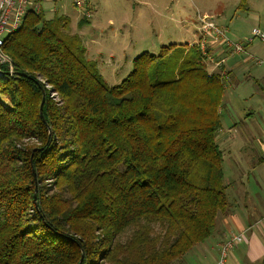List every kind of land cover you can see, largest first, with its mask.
Wrapping results in <instances>:
<instances>
[{
  "label": "trees",
  "instance_id": "1",
  "mask_svg": "<svg viewBox=\"0 0 264 264\" xmlns=\"http://www.w3.org/2000/svg\"><path fill=\"white\" fill-rule=\"evenodd\" d=\"M68 21L29 8L4 38L0 264H174L230 207L216 141L228 73L197 43L173 79L164 47L111 86Z\"/></svg>",
  "mask_w": 264,
  "mask_h": 264
},
{
  "label": "rangeland",
  "instance_id": "2",
  "mask_svg": "<svg viewBox=\"0 0 264 264\" xmlns=\"http://www.w3.org/2000/svg\"><path fill=\"white\" fill-rule=\"evenodd\" d=\"M88 1L92 16L83 23H80L82 16L73 7L72 0L45 1L41 3V8L46 17H68L69 32L79 36L86 58L96 63L103 79L111 86L118 84L131 72L135 57L143 53L158 55L164 47L170 48L161 59L159 70L163 71L165 79H173L185 52L200 41L202 16L218 27L225 28L231 40H244L251 36L252 28L263 30L264 33V0ZM253 43L263 45L257 38L253 39ZM205 65L208 71H216L218 67L207 59ZM221 148L227 194L233 203L230 194L234 184L227 168L228 153L224 147ZM256 194L262 193L258 191ZM199 246L195 245L174 264H191L193 253Z\"/></svg>",
  "mask_w": 264,
  "mask_h": 264
},
{
  "label": "crops",
  "instance_id": "3",
  "mask_svg": "<svg viewBox=\"0 0 264 264\" xmlns=\"http://www.w3.org/2000/svg\"><path fill=\"white\" fill-rule=\"evenodd\" d=\"M262 44L255 45L251 41L244 45V51L234 54L224 52L223 47H215L216 60L221 61L219 66H223L222 71H226L229 76L221 109L223 126L216 141L228 153L227 168L234 184L230 196L234 202L231 203L228 198L225 178L229 210L218 216L217 230L211 239L198 244L200 246L196 247L191 264H213L218 256L219 243L229 232H243L244 238L229 252L226 264H264V43ZM258 60H262V63ZM223 171L226 177L224 165ZM258 191L262 194H256Z\"/></svg>",
  "mask_w": 264,
  "mask_h": 264
},
{
  "label": "built area",
  "instance_id": "4",
  "mask_svg": "<svg viewBox=\"0 0 264 264\" xmlns=\"http://www.w3.org/2000/svg\"><path fill=\"white\" fill-rule=\"evenodd\" d=\"M45 1L54 0H0V63L9 61L2 50L6 35L21 25L29 8L40 11L42 9L41 3ZM72 4L82 18L86 20L91 18L92 11L88 0H72ZM200 22V48L207 60L216 66H219L221 62L216 60L215 47L217 46L223 47L226 53L234 54L244 51V45L253 41L254 38L264 43V33L258 28H252L251 36L246 37L244 40H231L227 37L225 28L218 27L205 16L200 17ZM210 49H213V51H210ZM258 62L262 63V60H258ZM243 238V232H229L223 241L219 243L218 256L213 264H226L229 252L241 243Z\"/></svg>",
  "mask_w": 264,
  "mask_h": 264
},
{
  "label": "water",
  "instance_id": "5",
  "mask_svg": "<svg viewBox=\"0 0 264 264\" xmlns=\"http://www.w3.org/2000/svg\"><path fill=\"white\" fill-rule=\"evenodd\" d=\"M42 104H43V100L41 101L40 106H39L40 113H41V110H42Z\"/></svg>",
  "mask_w": 264,
  "mask_h": 264
}]
</instances>
